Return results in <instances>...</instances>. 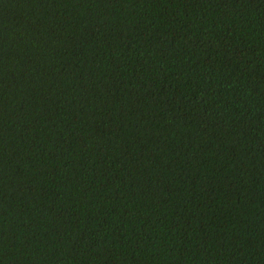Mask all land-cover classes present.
<instances>
[{
  "label": "trees",
  "instance_id": "16d2710c",
  "mask_svg": "<svg viewBox=\"0 0 264 264\" xmlns=\"http://www.w3.org/2000/svg\"><path fill=\"white\" fill-rule=\"evenodd\" d=\"M0 264H264V0H0Z\"/></svg>",
  "mask_w": 264,
  "mask_h": 264
}]
</instances>
